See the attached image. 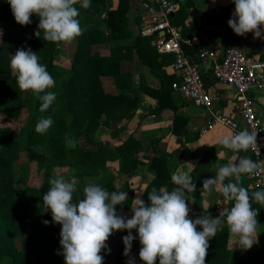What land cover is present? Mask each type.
Segmentation results:
<instances>
[{"label": "trees", "instance_id": "16d2710c", "mask_svg": "<svg viewBox=\"0 0 264 264\" xmlns=\"http://www.w3.org/2000/svg\"><path fill=\"white\" fill-rule=\"evenodd\" d=\"M82 0L74 7L77 8L79 16L77 19L82 24V19L91 21L94 17L105 14L106 30L100 27H89L85 29V35L81 34V40H85L87 44L99 45L117 42L118 40L131 39V44L118 45L111 49L109 56L95 54L88 58L86 65V78L84 80V89L82 91V100L84 102L85 127L83 134L87 142L93 146V150L69 149L66 146V139L70 138L76 122L68 124L67 119L62 112L55 113L51 116L54 121L47 133L40 134L35 131L39 122V112L41 101L37 98L36 116L31 121L28 131V150L31 153L32 160L44 162L47 160L46 146H49L53 164L58 167L74 166L80 168L77 176L80 178L82 185L92 183L89 178L107 168L108 158L112 153H116L120 158V172L132 176L140 168L141 162L138 154L144 150L142 145L134 137H129L120 146L113 147L108 143H98L95 140L96 131L101 126L111 128L112 135H118L125 130L123 125L120 128L113 127L114 123L122 124L125 120L130 121L135 117L137 110L142 101V94L152 97L156 101V107L152 110L153 114H159L167 109H172L175 113L185 105L181 95L175 91L174 84L179 83V79L174 74L166 71L174 60L173 55L161 54L151 44V37H144L140 34L135 35L129 27L128 13L130 11V0H119L117 8H111L108 0H90V7L84 9L81 7ZM185 7H181L179 11L172 16V22L181 28L185 27L187 14ZM104 10V11H103ZM11 6L8 0H0V33L10 26L13 20ZM30 24H39V18L33 14ZM211 21H214L211 20ZM226 21V19H225ZM83 36V37H82ZM80 39V38H79ZM19 48L31 51L38 55L40 63L46 66L47 71L55 80V86L60 83L61 89L68 86V83L60 80L62 72L55 68L58 45L44 40L43 34L32 39L22 38L16 42ZM138 60L144 66L150 69L152 73L160 81L159 88L150 87L145 79L141 77V86L137 88L134 84V75L132 73L122 72L121 65L123 61ZM4 61L0 49V64ZM208 67L205 71L206 78L211 76V63L207 61ZM113 78L119 94L107 93L102 85V78ZM2 86L11 92L9 101L15 102L22 98L23 91H20L16 74L12 77H0ZM47 90V89H46ZM63 97H60V102ZM65 103V101H63ZM188 121L180 115H175L174 124L175 131L186 132ZM12 131L10 129L0 127V221L3 222L0 230V261H8L11 264H42L43 250L45 242L50 244H60V225L52 224V218L48 215L41 214L46 207L42 205L35 211L33 215L28 213L29 203L35 199L33 191L27 188H18L16 185L17 171L13 168L15 155L9 143ZM188 139V133H186ZM16 144V143H14ZM20 146V144H18ZM150 147L154 155L151 158V169L155 172V177L148 184L143 200L146 205H150L148 193L153 188L159 192L163 188L171 191L176 187L171 181V174L175 171L178 162L171 159L169 153L156 148L155 144L147 145ZM113 158V157H112ZM105 190L112 192H127L128 199L123 205L116 208L131 209L134 192L130 190L127 184L116 187L111 182L98 184ZM83 187V188H84ZM50 188V184H46L42 191V198ZM83 188L78 194H73V203H77L83 199ZM256 191H264V189H255L249 191V195ZM190 197L189 192L186 193V199ZM9 201H8V200ZM253 209L258 211L257 221H264V205L252 202ZM25 214L19 216V212ZM18 213V216L12 218V213ZM219 216V215H218ZM10 220L12 224H9ZM43 221H48L45 225ZM32 227L29 237H26L21 250L13 248V240L19 231ZM198 231H201L199 227ZM138 231H132V235L136 237L133 244H137L139 250L141 244L136 235ZM116 233L113 232L111 236ZM229 230L225 223L222 230L217 231L216 236L209 241V248L205 258V264H264V241L253 245L249 250L241 249L239 252H231L227 248L229 238ZM128 235V232H127ZM110 238V237H109ZM109 240V239H108ZM63 250L60 251L62 253ZM110 252L102 250L101 255L104 258V264L110 259ZM128 256L124 255V244L119 246L115 264H128ZM134 264H143L139 261ZM156 264H159L157 260Z\"/></svg>", "mask_w": 264, "mask_h": 264}, {"label": "clouds", "instance_id": "9594fccd", "mask_svg": "<svg viewBox=\"0 0 264 264\" xmlns=\"http://www.w3.org/2000/svg\"><path fill=\"white\" fill-rule=\"evenodd\" d=\"M80 0H8L17 24L29 25L31 16L39 18L38 37L43 32L45 41L70 43L82 34L79 12L74 5ZM235 5L229 28L237 36L254 33L261 38L264 29V0H232ZM81 7H90V0H82ZM10 68L16 74L20 91L32 92L40 101V111H46L56 99L54 93L46 89L55 85V80L46 66L39 62L38 55L31 49L20 48L11 56ZM51 117L42 118L35 131L45 134L53 125ZM256 132L247 129L226 134L219 144L235 152L256 148ZM66 146L74 148L76 141L66 139ZM259 166L248 157L238 164L218 167L215 177L205 179L203 188L211 191L218 188L227 201H233L230 209H224L216 218L202 215L195 220L189 218L190 208L187 192H194L196 185L191 175L179 169L171 174L176 186L171 191L153 188L148 193L150 205L139 196L133 200L132 216L118 215L116 207L128 199L127 192H109L98 184L89 183L83 188V199L73 203L76 185L63 176L50 178V188L42 202L51 211L52 221L61 226L60 246L65 264H104L100 254L106 242L115 231H127L124 236V255L129 256L132 242L136 238L132 230H138L141 244L139 259L143 264H205L209 241L223 229L225 223L229 233L237 238V246L249 250L258 243V211L253 209V200L264 205V191L249 195L240 185L242 175L257 174ZM234 179V182H233ZM229 180L228 183H225ZM45 225L48 221H43ZM202 229L198 231L197 228ZM128 264H134L129 259Z\"/></svg>", "mask_w": 264, "mask_h": 264}, {"label": "crops", "instance_id": "0c3cea01", "mask_svg": "<svg viewBox=\"0 0 264 264\" xmlns=\"http://www.w3.org/2000/svg\"><path fill=\"white\" fill-rule=\"evenodd\" d=\"M111 8H117L119 0H108ZM178 5L185 7L187 19L185 27L182 28L187 38L195 43H203L212 45L219 43L223 46H233L248 53H255L264 60V29H262L261 38L254 39V33H247L245 36H237L228 26L229 19L235 10L232 0H175ZM141 0H130V11L128 13L132 32L137 35L139 29V15L142 13L140 7ZM214 21H211L213 20ZM226 19V21H225ZM130 27V28H131ZM139 65V61L134 62ZM140 74L146 83L152 88H159L160 81L154 77L148 68L140 65ZM203 70L206 71L207 61L202 63ZM169 74H173L171 64L166 67ZM135 75V73L133 72ZM207 86L213 97V110L217 113L236 114L235 89L217 82L213 77L207 78ZM144 103L137 111L133 120L129 125H125L122 133L128 139L134 137L145 145L143 151L138 154L141 162L138 171L132 175H126L116 172L120 177L128 178L130 190L134 192L133 200L138 196L143 199L148 184L155 177V172L151 169V158L154 155L151 148L147 150L148 144H155L156 148L169 153L171 159L178 162L175 171L178 169L191 175L193 183L196 185L194 192H189L190 197L187 198L190 208L189 218L195 220L202 215H209L212 218L218 217L224 209H230L233 201L224 199L218 188L211 191L203 188V181L207 178L215 177L218 167L228 164H238L239 160L248 157L253 160L249 151L235 152L224 148L219 144V139L226 134H233V131L223 125H218L213 129H207L211 120V114L203 107L196 106L186 100L185 105L175 113L172 109L164 110L159 114H153L152 110L156 107V101L144 95ZM254 106L258 116L264 124V91L255 89L251 93ZM180 115L187 119L186 132L180 129L175 131L174 119L175 115ZM141 118V119H140ZM188 133V139L186 136ZM125 139V140H126ZM174 171V172H175ZM252 174L242 175L240 185L245 187L248 192L254 191L251 180ZM226 180L225 183H228ZM234 182V179H233ZM167 188H163L166 190ZM134 202H132L133 205ZM118 215L131 218V209H116ZM257 233L258 242L264 241V221H258ZM138 231L133 229L132 231ZM110 240V238H109ZM112 241V240H111ZM106 243V249L110 251L113 243ZM121 244V243H120ZM138 246V245H137ZM227 248L231 252H239L241 248L237 246V238L229 234ZM137 253L131 252L129 258L134 262L139 261L136 257ZM132 256V257H131ZM127 258V260H129Z\"/></svg>", "mask_w": 264, "mask_h": 264}, {"label": "rangeland", "instance_id": "374dc122", "mask_svg": "<svg viewBox=\"0 0 264 264\" xmlns=\"http://www.w3.org/2000/svg\"><path fill=\"white\" fill-rule=\"evenodd\" d=\"M105 17L106 16L104 12H102L101 15L94 17L91 21H86L83 18L82 21L84 22H82L81 24L83 36L85 35V29L89 27L98 26L101 29L106 30V25L104 21ZM129 27H131L130 22ZM130 29L131 31L133 30L132 27ZM37 31H39L38 24L20 26L16 23L15 19L13 18L10 23V26L8 25L7 30L4 29L0 33V49L1 55L4 59V61L0 64V77H12L15 75V73H13L10 68V61L11 56L15 55L16 51L20 49L17 46L16 42L18 39L22 38L32 39L34 37H37L35 35ZM42 34L43 32L41 31L40 35ZM133 41L134 40L131 39H125L118 40L117 42H112L109 44H99L91 46L87 44L85 40H81L80 35L70 43H60L58 45L55 68L57 71L62 72L60 80H63L64 82L68 83V86L64 89H61L59 83L58 85H54V87L46 90V92L54 93L56 99L46 111L39 112V119L41 120L42 118L51 117L53 114L62 112L64 110L63 113L67 119L68 124L76 122V126L73 129L72 136L70 137L71 139H74L76 141V146L74 148L68 147L69 149L93 150V146H91L87 142L83 134V129L85 127V106L82 100V91L84 89V80L86 78V65L88 58L95 54L109 56L113 47H116L118 45L131 44ZM140 65L147 68L141 62H139V65H136L135 63H132V61H123L121 65L122 72L132 74L133 72L135 73V75L133 74L134 84L137 88L141 86L142 74H140L139 72L141 68ZM152 74L154 77H156L154 73ZM102 85L107 93L116 95L120 92L113 78L103 77ZM10 95L11 92L2 86L0 80V127L10 129L12 131V134L9 137V139L11 138L9 143L12 147V152L15 155L13 161V168L15 171H17L16 185L18 188L25 187L33 191L35 199L32 200L29 203V207H27L28 213L33 215L35 211H37V209L43 205L42 191L45 185L49 183L50 178L56 176H63L66 180H70L76 185V190L73 194H78L80 189L84 186L82 185L80 178L77 176L80 168L74 166H55L53 164L51 152L48 145L45 148L48 156L46 161L40 162L37 160H32L33 158L31 156L30 151L28 150V131L31 121L36 116L37 97L30 91L23 92L22 98L20 100L11 102L8 99ZM144 95L145 94H142V101L139 106V109L144 103ZM60 97H63L61 102ZM63 101H65V103ZM133 118L130 121L125 120L122 124L114 123L113 127L120 128L123 125H129ZM112 131L113 130L109 127L101 126L96 131L95 140L98 143H108L113 147L120 146L127 138L125 135L122 134L124 131L115 136L112 135ZM18 144H20V146H18ZM120 160L121 158L116 153H112L111 158H108V162L106 164L107 168L99 172V174L91 176L89 178V181L95 184H100L101 182H111L116 187H121L122 185L127 184L129 187L130 185L128 178L120 177L116 173L118 172V168L120 170ZM22 214H25L24 210L19 212V216H21ZM41 214L48 215L52 218L50 210L44 209ZM10 215H12V218H16L18 216V213L15 212ZM9 224H12L11 220ZM52 224L58 225L53 223V221ZM2 225L3 222L0 221V230L2 228ZM31 231V226L19 231L15 239L12 241L13 248L21 250L23 248L24 239L26 237H29ZM114 235L119 234H117L116 232ZM120 235H123L124 237L127 234L124 232ZM109 241H111V239L108 240L106 243H108ZM45 243L46 244L43 250L42 264H65L64 257L60 253V251L62 250L60 244H50L49 242ZM111 243H113V241H111ZM123 244L124 243L122 241L120 245ZM112 249L113 245L112 248H110V251H112ZM137 251L139 253V247L137 246V244L132 243L130 253H137ZM136 257L139 258V255H136ZM0 264L11 263L8 261H0Z\"/></svg>", "mask_w": 264, "mask_h": 264}, {"label": "built area", "instance_id": "2783aa9c", "mask_svg": "<svg viewBox=\"0 0 264 264\" xmlns=\"http://www.w3.org/2000/svg\"><path fill=\"white\" fill-rule=\"evenodd\" d=\"M140 7L137 34L151 37V44L159 53L173 55L171 69L179 79L174 89L184 100L209 111L211 120L207 129L223 125L233 133L245 129L257 133V147L248 151L260 171L252 174L251 180L255 188L264 189V124L251 98L253 90L264 91V60L233 46L191 41L172 22V16L180 9L175 0H141ZM204 61L211 63V77L235 89V115L213 110L214 100L202 66ZM116 232L127 234V231Z\"/></svg>", "mask_w": 264, "mask_h": 264}, {"label": "water", "instance_id": "95a60500", "mask_svg": "<svg viewBox=\"0 0 264 264\" xmlns=\"http://www.w3.org/2000/svg\"><path fill=\"white\" fill-rule=\"evenodd\" d=\"M122 238H123V235H120V234L110 236V239L113 241V249L110 252V259L106 262V264H115L120 243L123 241Z\"/></svg>", "mask_w": 264, "mask_h": 264}]
</instances>
